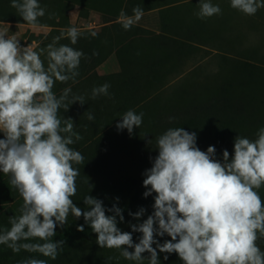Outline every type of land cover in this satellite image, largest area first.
<instances>
[{
	"label": "clouds",
	"instance_id": "9594fccd",
	"mask_svg": "<svg viewBox=\"0 0 264 264\" xmlns=\"http://www.w3.org/2000/svg\"><path fill=\"white\" fill-rule=\"evenodd\" d=\"M230 6L251 16L264 8V0H230ZM11 7L32 25L45 15L38 0H11ZM133 13L128 17L121 12L125 30L141 19L143 9L136 7ZM220 13L219 5L200 0L199 18ZM66 35L75 45L81 33L71 27ZM59 39L47 45L45 68L39 52L21 47L14 35L0 31V133L4 136L0 172L10 176L9 183L23 200L20 215L9 217L10 227L0 230V245L13 253L23 249L55 260L64 241L52 238L71 213L76 219L83 216L97 234L100 248L121 249L127 260L142 261L147 252L149 264H159L158 249L177 253L184 264H264V251L257 245L264 237V200L257 191L264 186V128L254 140L237 136L231 159L224 150L223 162L214 159V146L206 152L197 147L195 132L176 127L158 136V155L143 173L144 197L156 194L154 210L142 223L130 225L132 232L142 234L138 243L133 242L132 232L117 226V217L120 221L124 217L116 204L106 209L103 201L90 195L84 198L88 210L73 203L79 175L73 165L81 164L84 157L70 145L82 137L74 131L73 120H62L58 113L75 102L83 105L85 97L74 95L69 101L70 87L59 97L53 87L57 81L75 82L84 53L66 44L55 46ZM109 88L108 83L94 87L92 99L109 95ZM143 115L128 110L116 127L131 134L141 126ZM87 118L94 119L90 112ZM144 212L141 208L129 215L139 220ZM77 231L83 232L84 226L78 225ZM165 234L171 239L162 244L155 239ZM33 240L38 242H29ZM22 264L47 262L30 258Z\"/></svg>",
	"mask_w": 264,
	"mask_h": 264
},
{
	"label": "rangeland",
	"instance_id": "374dc122",
	"mask_svg": "<svg viewBox=\"0 0 264 264\" xmlns=\"http://www.w3.org/2000/svg\"><path fill=\"white\" fill-rule=\"evenodd\" d=\"M51 2L48 8H44L45 15L39 17L35 25L0 22V31H6L9 37L14 35L21 47L31 46L39 52L45 68L48 60L44 55L47 45L53 43L54 38L60 37L56 44H66L67 39L70 42L66 33L71 27L77 28L80 33L95 31L97 36L79 37L75 45L89 47L97 53L103 47L121 48L123 63L130 62L136 68L149 63L157 65L148 88H163L165 92L169 89L166 96L152 99L135 111L144 115L141 126L134 127L131 134L127 129L118 130L117 127L111 131L112 143L118 141L115 150L104 152L101 156L98 152L88 155L87 160L80 164L77 191L72 199L82 211L88 210L84 204L87 195L103 203H115L128 201L139 188L145 189L143 173L151 168L158 155L156 138L167 130L166 124L176 110L200 107L226 92L233 99L244 96L256 105V108L253 106V113L249 107L247 115L251 117L250 122L243 125L241 132L254 140L259 129L264 128V8L249 16L233 9L230 0H211L214 5H219L221 13L201 19L197 15L200 0ZM136 7L143 9V16L129 30H125L121 12L132 17ZM211 45H218L219 51L211 49ZM118 61L121 68L120 59ZM246 62L256 68L246 66ZM116 63H109L106 70H116ZM173 84L175 88H169ZM60 85L59 81L55 83L54 93ZM255 114L256 117L253 116ZM199 138L197 147L206 152L211 145L200 144ZM225 146L230 148L232 145L226 143ZM257 191L264 200V186ZM155 195L148 200L146 214H152L154 210ZM74 218L70 213L67 221ZM119 228L122 232L132 231L131 227ZM170 239L165 234L162 243ZM260 243L261 238L257 240V245L260 246ZM171 255L163 253L161 262L173 264ZM128 262L139 264L132 260Z\"/></svg>",
	"mask_w": 264,
	"mask_h": 264
},
{
	"label": "trees",
	"instance_id": "16d2710c",
	"mask_svg": "<svg viewBox=\"0 0 264 264\" xmlns=\"http://www.w3.org/2000/svg\"><path fill=\"white\" fill-rule=\"evenodd\" d=\"M42 8H48L51 5V0H38ZM54 4V3H53ZM0 22L14 24H29L24 21L19 12L11 7V0H0ZM93 31L81 33L80 39L87 38ZM65 42H59L55 46H60ZM77 50L84 53L81 58L78 68L79 75L75 82L68 81L61 83L55 91L59 97L65 88L70 87L69 101L74 95H82L85 97V103L81 105L75 102L69 106L65 112L62 107L59 110V117L71 118L74 122V131L77 132L82 139L70 145L74 150L79 151L84 160H87L88 155H93L98 152L101 155L104 152H112L118 145V141L112 143L111 131L116 128V125L121 121L122 115L128 110H138L146 102L157 97L166 96L169 89L149 87L153 73L157 70V65L149 63L143 67H133L131 63H123L121 60V48L108 49L103 47L99 53L89 47H80L72 45L71 42H66ZM213 50H217L219 46L211 45ZM219 51V50H217ZM118 55L121 61V71L112 75L100 76L97 73V68L110 58L114 53ZM94 53H97L94 55ZM47 59V53L44 55ZM246 66L256 68L254 64L246 62ZM178 77H180L178 75ZM177 77V78H178ZM105 83L110 85L109 95H100L92 99V89L101 86ZM175 84L169 88L174 89ZM67 102V101H66ZM263 103V102H262ZM256 105L249 101L246 97H240L238 100L227 95L213 97L208 103L194 106L188 110H181L174 113L173 117L168 120L166 129L182 127L188 132H195L200 144H210L216 147L215 159L223 162V151L227 150L231 156L234 152V140L237 136L247 137L244 132H241L243 125L250 122L249 107L255 111ZM91 113L94 117L89 121L87 116ZM257 114L253 115L256 117ZM3 133H0V139H3ZM248 138V137H247ZM120 140V139H119ZM121 141V140H120ZM125 141L122 138L123 142ZM111 143L108 145V143ZM120 142V143H121ZM124 143V142H123ZM226 143H231V147H223ZM199 144V145H200ZM78 170L80 164L73 165ZM10 176L0 172V230L10 227L9 217L20 215V208L23 204L22 197L18 191L9 183ZM146 189H138L130 200L115 203H103L106 209L112 208L113 204L121 208L124 220L120 221L117 217V226H122L123 229L130 227L131 224L142 223L151 214H144L139 220L134 219L129 213H136L141 208L148 207V200L154 193L148 197H144L143 193ZM107 215H113L112 212H106ZM83 225L84 231H77V226ZM130 232V231H126ZM132 232V231H131ZM141 233L134 234L133 242L136 243L141 237ZM163 237H155L160 243ZM54 241L63 240L62 250L58 252L57 258L52 260L40 253H31L21 250L19 253H13L6 245H0V264H22V261L30 258L43 259L47 264H129L120 253L121 249L100 248L96 243L97 234L92 231L89 224L85 223L83 216L72 219L65 224L64 227L57 226L56 235L52 238ZM135 240H138L135 242ZM29 242H38L36 240ZM126 247V246H125ZM264 250V237L261 238L260 246ZM128 251L131 252L130 249ZM159 264L162 263V254L157 249ZM143 255V254H142ZM145 259L136 261L139 264H149L148 257L150 254L143 255ZM173 264H183L182 260H176L179 256L177 253H172ZM170 264V263H169Z\"/></svg>",
	"mask_w": 264,
	"mask_h": 264
},
{
	"label": "crops",
	"instance_id": "0c3cea01",
	"mask_svg": "<svg viewBox=\"0 0 264 264\" xmlns=\"http://www.w3.org/2000/svg\"><path fill=\"white\" fill-rule=\"evenodd\" d=\"M116 63L118 68H116V70H114L113 72H108L106 70V67L109 63ZM121 71V68H120V63L118 61V55L116 54V52L110 56V58H108V60L106 62H104L102 65H100L98 68H97V73L100 75V76H107V75H112V74H115V73H118Z\"/></svg>",
	"mask_w": 264,
	"mask_h": 264
}]
</instances>
